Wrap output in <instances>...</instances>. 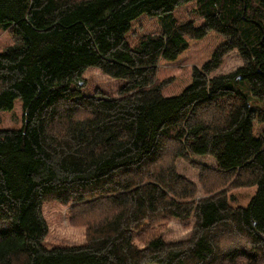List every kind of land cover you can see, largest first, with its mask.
<instances>
[{
    "label": "trees",
    "instance_id": "trees-1",
    "mask_svg": "<svg viewBox=\"0 0 264 264\" xmlns=\"http://www.w3.org/2000/svg\"><path fill=\"white\" fill-rule=\"evenodd\" d=\"M186 1L0 0V30L19 40L0 53V109L23 103L22 128L0 129V264H264V128L253 134L264 125V0H197L199 26L177 23ZM143 13L163 29L131 46ZM211 30L225 41L190 86L164 96L160 60ZM235 49L243 65L210 77ZM92 66L126 80L117 97L82 93ZM179 158L199 172L202 196ZM247 186H257L249 205L233 206L230 192ZM53 201L85 244L44 245ZM174 218L191 234L168 242Z\"/></svg>",
    "mask_w": 264,
    "mask_h": 264
},
{
    "label": "rangeland",
    "instance_id": "rangeland-1",
    "mask_svg": "<svg viewBox=\"0 0 264 264\" xmlns=\"http://www.w3.org/2000/svg\"><path fill=\"white\" fill-rule=\"evenodd\" d=\"M198 1L189 0L174 10V16L178 24L193 21L195 25H201L205 17L197 10ZM162 19L143 13L131 22L130 30L125 34L126 42L135 46L138 40L148 34H159L162 31ZM225 41L222 33L211 30L201 38H189V47L181 52L176 59H161L157 70V82L161 83V92L166 97L180 95L193 82V69L200 67L209 61L214 51ZM19 44V40L7 30H0V53L12 45ZM243 65V59L238 50H233L225 55L222 64L210 77L235 71ZM126 84V80L112 77L104 73L99 67H89L83 72L81 91L84 95H94L101 91L107 96L117 97ZM248 81L241 83L243 91L250 96L253 105L260 102L250 95ZM23 126V103L16 98L10 109H0V129H21ZM264 125L255 120L253 122V134L259 137ZM195 160L204 162L210 166H216V160L211 156H196ZM177 168L180 173L195 181L199 187L198 197L203 195L198 178L199 172L190 163L182 158L177 160ZM257 192V186L240 187L230 192V203L233 206L247 207L252 197ZM43 213L48 225V235L44 245L48 248L58 246H80L86 243V230L83 226H75L70 223L69 208L58 201L43 203ZM194 222V220H192ZM191 234V228H184L176 218L169 223L163 232L164 240L174 242L186 239ZM241 242L236 239L234 243Z\"/></svg>",
    "mask_w": 264,
    "mask_h": 264
},
{
    "label": "water",
    "instance_id": "water-1",
    "mask_svg": "<svg viewBox=\"0 0 264 264\" xmlns=\"http://www.w3.org/2000/svg\"><path fill=\"white\" fill-rule=\"evenodd\" d=\"M238 78H240V76Z\"/></svg>",
    "mask_w": 264,
    "mask_h": 264
}]
</instances>
